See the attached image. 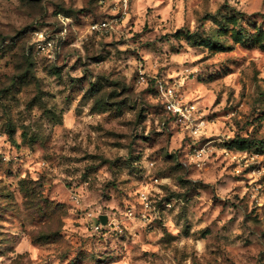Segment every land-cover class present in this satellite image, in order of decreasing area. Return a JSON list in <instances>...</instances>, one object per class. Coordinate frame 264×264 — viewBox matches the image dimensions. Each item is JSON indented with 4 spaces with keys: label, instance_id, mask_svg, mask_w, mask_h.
Here are the masks:
<instances>
[{
    "label": "rangeland",
    "instance_id": "obj_1",
    "mask_svg": "<svg viewBox=\"0 0 264 264\" xmlns=\"http://www.w3.org/2000/svg\"><path fill=\"white\" fill-rule=\"evenodd\" d=\"M0 264H264V0H0Z\"/></svg>",
    "mask_w": 264,
    "mask_h": 264
},
{
    "label": "built area",
    "instance_id": "obj_2",
    "mask_svg": "<svg viewBox=\"0 0 264 264\" xmlns=\"http://www.w3.org/2000/svg\"><path fill=\"white\" fill-rule=\"evenodd\" d=\"M68 19H62L63 26L68 25ZM66 21V22H65ZM114 22L109 20L94 21L90 24V30L93 33H110L114 30ZM64 34L60 37H53L44 32L38 34L36 40V50L39 54L47 56L52 60L56 59L64 48ZM140 82L145 81V73L141 69L139 75ZM158 91L165 99V109L176 119L177 125L189 130L193 136L199 137L204 133V122L197 117V109L194 105L183 103L173 87H166L162 84L158 86ZM99 226L97 228H101Z\"/></svg>",
    "mask_w": 264,
    "mask_h": 264
},
{
    "label": "water",
    "instance_id": "obj_3",
    "mask_svg": "<svg viewBox=\"0 0 264 264\" xmlns=\"http://www.w3.org/2000/svg\"><path fill=\"white\" fill-rule=\"evenodd\" d=\"M100 222H101L102 225H107V223H108V216L102 215L100 217Z\"/></svg>",
    "mask_w": 264,
    "mask_h": 264
}]
</instances>
